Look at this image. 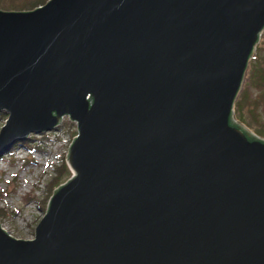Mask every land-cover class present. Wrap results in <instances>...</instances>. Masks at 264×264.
Wrapping results in <instances>:
<instances>
[{
	"label": "water",
	"instance_id": "obj_1",
	"mask_svg": "<svg viewBox=\"0 0 264 264\" xmlns=\"http://www.w3.org/2000/svg\"><path fill=\"white\" fill-rule=\"evenodd\" d=\"M263 32L264 0L0 10V158L78 126L72 178L34 239L0 224V264H264V140L231 125Z\"/></svg>",
	"mask_w": 264,
	"mask_h": 264
},
{
	"label": "rangeland",
	"instance_id": "obj_2",
	"mask_svg": "<svg viewBox=\"0 0 264 264\" xmlns=\"http://www.w3.org/2000/svg\"><path fill=\"white\" fill-rule=\"evenodd\" d=\"M255 62L257 64L253 66ZM249 67L235 104L241 99L243 89L249 92L248 99L240 110L238 106L234 108V118L240 126L264 140V82L258 78V73L264 69V37ZM6 122L7 119L0 115V130ZM77 135V123L66 117L53 131L34 135L29 141L31 145L19 146L0 158V191L3 194L0 224L12 237L20 240L35 238L50 197L73 176L68 168L71 175L63 174L58 181L60 184L56 183L59 169L67 164L68 152Z\"/></svg>",
	"mask_w": 264,
	"mask_h": 264
},
{
	"label": "trees",
	"instance_id": "obj_3",
	"mask_svg": "<svg viewBox=\"0 0 264 264\" xmlns=\"http://www.w3.org/2000/svg\"><path fill=\"white\" fill-rule=\"evenodd\" d=\"M47 1L48 0H0V10H4V11H32V10H35L36 8H38L40 6L45 5L47 3ZM263 37L264 36L262 34L261 35V38H263ZM261 38H260V41H261ZM254 59L257 60V57H255ZM256 64L257 63L255 62L253 66H256ZM250 66H252V65H250ZM258 74H259L258 78L260 79V81L261 82H264V69L261 70ZM260 81H258L257 83L259 84ZM257 83H256V85H257ZM248 93L249 92L247 90L244 91V89H243L242 96L240 97L241 99H238L239 100V101H237L238 104L237 103L235 104V107L238 106L239 107V110H240L241 107H243V104L245 105V103H246V101L248 99ZM234 111H235V109H234ZM231 125H235V126L236 125H240V124H238L236 122L234 116L231 117ZM244 129L246 130L247 133H251V132H249L248 129H246V128H244ZM254 135L257 136L256 134H254ZM255 136H253L252 139H255L254 138ZM23 144H26V143H23ZM65 173H68L69 175H71V173H70V171H69L68 166H67L66 163H64L62 165V167L59 169V178L56 179V181H57L56 183L57 184H60L58 181H59L60 177L63 174H65ZM54 194H55V192H54ZM51 197H50V199H51ZM2 198H3V194L0 191V201H2ZM47 209H48V206H47ZM47 209H46V211H47Z\"/></svg>",
	"mask_w": 264,
	"mask_h": 264
},
{
	"label": "flooded vegetation",
	"instance_id": "obj_4",
	"mask_svg": "<svg viewBox=\"0 0 264 264\" xmlns=\"http://www.w3.org/2000/svg\"><path fill=\"white\" fill-rule=\"evenodd\" d=\"M63 120H64V118L62 119V121H63ZM61 123H62V122H61ZM58 126H59V125H58ZM58 126H57V127H58ZM26 142H27V141H25V142H22V144H23V143H26Z\"/></svg>",
	"mask_w": 264,
	"mask_h": 264
}]
</instances>
